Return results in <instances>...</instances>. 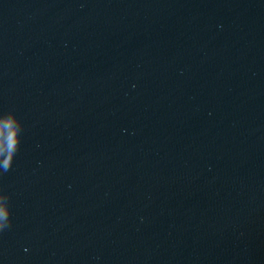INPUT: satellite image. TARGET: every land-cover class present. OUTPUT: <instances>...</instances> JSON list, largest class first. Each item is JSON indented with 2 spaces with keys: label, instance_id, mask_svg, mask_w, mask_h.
Segmentation results:
<instances>
[{
  "label": "water",
  "instance_id": "water-1",
  "mask_svg": "<svg viewBox=\"0 0 264 264\" xmlns=\"http://www.w3.org/2000/svg\"><path fill=\"white\" fill-rule=\"evenodd\" d=\"M0 264H264V0H0Z\"/></svg>",
  "mask_w": 264,
  "mask_h": 264
}]
</instances>
